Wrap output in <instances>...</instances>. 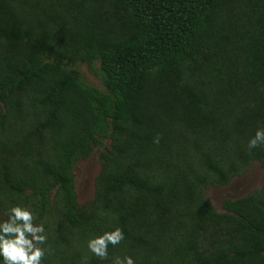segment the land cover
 Returning <instances> with one entry per match:
<instances>
[{
	"label": "trees",
	"instance_id": "trees-1",
	"mask_svg": "<svg viewBox=\"0 0 264 264\" xmlns=\"http://www.w3.org/2000/svg\"><path fill=\"white\" fill-rule=\"evenodd\" d=\"M257 127L264 0H0V219L34 210L42 264H264V186L222 212L205 196L264 166ZM105 140L81 206L73 169ZM115 227L120 244L92 254Z\"/></svg>",
	"mask_w": 264,
	"mask_h": 264
},
{
	"label": "clouds",
	"instance_id": "clouds-1",
	"mask_svg": "<svg viewBox=\"0 0 264 264\" xmlns=\"http://www.w3.org/2000/svg\"><path fill=\"white\" fill-rule=\"evenodd\" d=\"M264 145V127H257L249 137V150ZM7 219H0V264H42L48 252L47 233L43 223H34V210L23 203L6 209ZM124 239L120 227L105 230L87 241L88 250L95 256L106 259L108 246H116ZM111 264H135L130 255L116 256Z\"/></svg>",
	"mask_w": 264,
	"mask_h": 264
},
{
	"label": "rangeland",
	"instance_id": "rangeland-1",
	"mask_svg": "<svg viewBox=\"0 0 264 264\" xmlns=\"http://www.w3.org/2000/svg\"><path fill=\"white\" fill-rule=\"evenodd\" d=\"M83 80L101 90L105 86L101 77L93 72L86 62H78L74 66ZM95 68L99 71V63H95ZM110 147V141L105 140L101 147H94L91 154L86 159H80L76 162L73 169L75 178V190L78 203L83 206L94 199L96 193V178L101 172V153ZM264 186V166L260 161H254L249 169L239 176H235L227 185L205 187V196L216 211H223V201L226 198L237 199L250 192L260 189Z\"/></svg>",
	"mask_w": 264,
	"mask_h": 264
}]
</instances>
